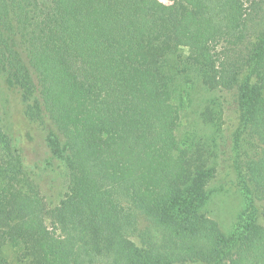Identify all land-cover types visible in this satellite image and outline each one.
<instances>
[{
    "label": "trees",
    "instance_id": "obj_1",
    "mask_svg": "<svg viewBox=\"0 0 264 264\" xmlns=\"http://www.w3.org/2000/svg\"><path fill=\"white\" fill-rule=\"evenodd\" d=\"M0 69L25 115L62 136L61 155L49 144L68 181L46 210L0 130V264L264 261L263 227L232 245L205 213L212 152L180 144L175 100L183 83L233 91L251 70L240 150L264 208V0H0Z\"/></svg>",
    "mask_w": 264,
    "mask_h": 264
},
{
    "label": "rangeland",
    "instance_id": "obj_2",
    "mask_svg": "<svg viewBox=\"0 0 264 264\" xmlns=\"http://www.w3.org/2000/svg\"><path fill=\"white\" fill-rule=\"evenodd\" d=\"M253 80L251 70H247L239 87L229 92L208 91L199 84L183 83L182 92L175 97L180 106L176 132L180 144L197 139L210 145L215 176L207 188L209 200L204 210L219 224L232 245L240 243L243 225L254 223L264 228V208L249 195L243 169L245 152L240 150L246 133L243 97ZM0 130L18 147L25 171L45 209L57 207L67 193V168L63 158L52 152L49 142L57 143L61 155L64 140L50 122L30 120L25 115L24 103L1 69ZM133 241L140 245L137 238Z\"/></svg>",
    "mask_w": 264,
    "mask_h": 264
}]
</instances>
